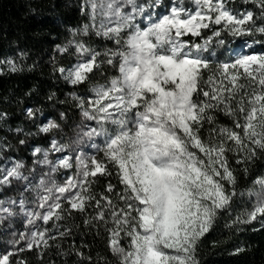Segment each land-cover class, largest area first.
Returning a JSON list of instances; mask_svg holds the SVG:
<instances>
[{
    "label": "snow or ice",
    "instance_id": "1",
    "mask_svg": "<svg viewBox=\"0 0 264 264\" xmlns=\"http://www.w3.org/2000/svg\"><path fill=\"white\" fill-rule=\"evenodd\" d=\"M162 3L85 0L81 10L90 9L91 24L69 29L72 39L56 45L62 55L75 49L76 62L55 69L74 87L90 82V75L105 64L115 70L105 83L91 85V95L70 93L83 121L92 122L82 121L75 143L91 142L103 156L77 154L75 173L61 184L52 174L73 163L69 155L49 159V152L69 147L55 138L49 149L32 152L34 164L49 168L47 179L42 176L34 184L33 173L24 175L23 162L12 158L0 164V189L14 181L22 185L18 199L0 200V213L15 216L18 206L27 229L13 233L0 264H13L14 256L15 264H29L19 257L32 250L43 264L53 248L60 256H76V264H201L204 238L220 215L230 213L237 198L245 196L250 206L226 227L239 230V225L258 221L264 228V175L242 190L229 160L231 154L247 178L264 156V50L234 52L235 58L227 61L210 59L216 55L213 46L226 44L225 34L264 37V0H242L256 11H238L235 0H168L164 12L159 11ZM206 29L211 35H203ZM92 32L114 47L97 50L77 38ZM253 43L264 44V39ZM0 65L21 71L13 58ZM3 71L0 67V75ZM27 114L34 116L32 109ZM218 114L231 119L232 126L218 123ZM59 128L50 120L40 131ZM98 138L102 143L95 142ZM113 175L117 184L109 180L103 191L94 190L99 177ZM80 228L96 237L106 234L111 258L97 253L94 259L84 251L90 245L75 241L65 249L62 242ZM244 251L237 246L230 255Z\"/></svg>",
    "mask_w": 264,
    "mask_h": 264
},
{
    "label": "trees",
    "instance_id": "2",
    "mask_svg": "<svg viewBox=\"0 0 264 264\" xmlns=\"http://www.w3.org/2000/svg\"><path fill=\"white\" fill-rule=\"evenodd\" d=\"M84 2L85 0H0V60L13 58L21 67V71L13 73L6 66L0 65L4 68L0 75V114H6L0 119V146L7 140L14 139V136L26 133L35 142L42 140L45 135H41L38 126L31 125L34 117H28V109L33 110L34 116L38 114L44 119H52L62 128L70 127L81 115L70 93L91 95L88 91L91 85L103 84L116 74L114 69L105 64L102 69L90 75V82L74 87L66 83L63 76L55 70L60 66L71 67L76 62L74 48L62 55L56 51V45L63 46L72 39L69 29L91 24L90 9L81 10ZM234 6L238 11H256L255 5L244 4L242 0H235ZM229 7L233 5L230 3ZM203 35L209 36L211 32L206 29ZM77 38L83 39L97 50L114 47L111 41L96 36L94 32ZM222 38L226 40V44L213 46L216 53L215 56H210L213 62L234 59V52L239 51L240 46L246 42L254 45L258 52L264 50V44L253 43V39H264L259 34L254 38L230 37L225 34ZM21 52L26 53L23 58L19 56ZM61 113L64 114L63 118ZM217 121L232 126L231 119L222 114L217 115ZM18 128L21 129L20 132L16 131ZM97 155L103 156L101 152ZM229 160L231 166L237 169L242 190L251 187V181L257 176L264 175V156L253 163L251 174L247 178L240 171L242 166L235 164V158L231 154ZM109 180L114 185L118 183L115 175L110 178L99 177L94 190L103 191ZM237 200L232 211L222 213L213 230L204 238L199 248L201 264H264V228H261L258 221L239 225V230L235 226L226 227L237 212L242 211L243 206H239L247 199L238 197ZM81 222V217L77 214L76 223ZM47 227L51 228V224ZM84 233L83 228L74 229L73 235L62 242L63 247L67 249L75 241L77 246L82 243L90 245V249L86 248L84 251H90L94 259L97 253L111 258L105 247L106 234L96 237L94 233ZM214 242L218 245L215 248ZM237 246H243L245 251L239 255H230ZM3 252L5 250L1 247L0 253ZM17 258H12L13 264ZM19 258L27 259L29 264H42L35 250L25 251ZM77 259L74 255L60 256L53 248L43 257V264H51L52 261L55 264H76Z\"/></svg>",
    "mask_w": 264,
    "mask_h": 264
},
{
    "label": "rangeland",
    "instance_id": "3",
    "mask_svg": "<svg viewBox=\"0 0 264 264\" xmlns=\"http://www.w3.org/2000/svg\"><path fill=\"white\" fill-rule=\"evenodd\" d=\"M166 7H168V0H163L162 6L159 11L164 12ZM246 44L249 43L246 42L242 46H240L239 51H237L236 53L251 54L253 50L258 52L254 48V45H251V49H249L248 47H246ZM33 117L34 119L32 120L31 125L35 127L38 126L39 130L50 120L53 121L52 119H44L43 116H40L38 114ZM82 121L83 117L80 115L79 119L76 122L72 123L68 128L60 127L59 129H54L50 133H43L40 131L41 135L46 136L42 137V140L40 142L33 141L28 133L21 136H14V139L7 140L6 143L1 144L3 147L0 148V164L7 161L9 158H12L23 162V164L25 165V167L22 169L24 175L27 176L30 173H33L32 180L34 184L38 183L42 176L47 179V176H45V174L49 173V168L47 166L34 164V160L37 159V157H33L32 152L37 147H40L42 149H49L51 146V140L55 138L59 141V143L67 144L69 145V147L63 153L49 152V159L55 161L57 158H62L63 155H69L71 156L73 163V168L60 169L58 172L52 174V179H54L58 184L63 183L67 177L72 176L75 173V157L77 154L82 153L87 156L98 154L97 150L92 147L91 142L80 144L75 143V141L77 140V133L80 127L83 126ZM89 123L92 122L83 121L84 125H87ZM21 140H24L25 143L20 144ZM95 142L100 144L102 143V140L98 138ZM38 158L42 159V154ZM21 190L22 185L19 182L14 181L12 187L0 189V200H7L9 198L18 199V193ZM25 195L29 198V200H31L34 194L25 193ZM245 197L247 200L242 201L239 208L243 206L242 208L244 209L245 207L250 206L249 198L247 196ZM14 210L17 212V215L11 217H7L4 214L0 213V248H4L5 251L11 248L9 241L14 238L13 233H21L27 231V229L25 228L24 215L19 212L18 206L15 207ZM40 223L41 226H43L42 222ZM15 238L18 239L19 237L17 236ZM20 246H23V244H21Z\"/></svg>",
    "mask_w": 264,
    "mask_h": 264
}]
</instances>
